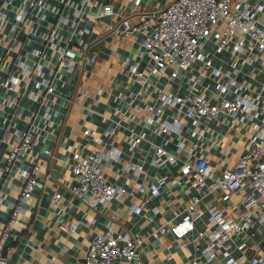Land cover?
<instances>
[{"label": "crops", "instance_id": "1", "mask_svg": "<svg viewBox=\"0 0 264 264\" xmlns=\"http://www.w3.org/2000/svg\"><path fill=\"white\" fill-rule=\"evenodd\" d=\"M38 1L0 0L4 10L0 15V238L5 233L1 255L6 264H84L93 238L108 229L114 235L141 239L135 258H116L114 264H190L193 259L200 264H226L228 257L242 254L246 258L241 264H248L250 257L264 255V223L258 230L234 234L211 259L204 255L208 239L201 233L214 227L208 207L214 204L224 214H233L243 207L241 197L250 190L199 191L192 174L181 169L185 162L201 157L213 166V175L232 168L247 148L253 124L264 118V64L254 62L258 68L252 76V65L246 63L234 76L249 83L258 100V115L241 121L226 117L224 123L222 114L208 122L201 116L190 118L184 116V106L178 110L161 105L159 93L184 96L194 77L198 93L210 98L216 81L229 76L201 75L199 60L182 76L149 74L143 32H122L123 21L137 23L146 14L154 24L170 0H71L69 4L42 0V17L36 13ZM107 5L109 11L104 10ZM54 7L60 8L59 15ZM18 8L27 11L23 21L16 19ZM79 41L87 45L75 57L73 68L60 65V50ZM204 50L215 65L229 68V52H215L212 41ZM137 72L149 84L138 79ZM43 78L52 91L38 85ZM149 107H161L162 119H176L172 130L159 132L158 115L149 120ZM33 125L37 130L30 146L9 160L17 134ZM86 129L93 133L86 134ZM132 134L143 138L133 142ZM159 145L175 159L158 155ZM96 149L105 155V178L124 190L107 204H92L87 195L83 199L71 191L73 153L86 157ZM23 169L32 171L41 186L31 190L29 201L20 204L17 220L10 223L11 206L25 183ZM56 193L60 203L53 207ZM195 198L201 213L192 229L178 238L170 227L187 214Z\"/></svg>", "mask_w": 264, "mask_h": 264}, {"label": "built area", "instance_id": "2", "mask_svg": "<svg viewBox=\"0 0 264 264\" xmlns=\"http://www.w3.org/2000/svg\"><path fill=\"white\" fill-rule=\"evenodd\" d=\"M63 1L65 4H69L71 0ZM37 4L36 13L42 17L44 2L39 0ZM31 5L35 4L31 3ZM104 10L109 11L110 6H105ZM54 13L59 15L60 8H54ZM79 13L80 9L76 14ZM0 15H4L1 10ZM26 15L27 11L24 8L17 9L16 19L18 21H23ZM151 21L152 17L149 14L141 17L137 23L125 20L122 31L126 34L132 31L143 32L142 44L144 52L149 56V65L146 67L149 74L165 75L168 78L182 76L183 72H186L196 60H199L202 63L199 71L201 75L229 76L227 80L216 81V89L210 98L198 93L194 87L196 80L193 77L192 87L184 96L161 91L159 93L161 105L178 106V110L184 106V116L190 118L201 116L207 122L217 118L220 114L224 115L220 120L223 123L226 121V117H230L234 121H241L245 117L253 118L258 115V100L256 96L251 95L249 83L239 81L234 76L246 63L249 65L254 62L264 64V0H170L159 12L154 24ZM55 29L54 24L53 30ZM209 41L213 42L215 52L227 51L230 53L227 70L215 65L213 60L205 54L204 48ZM86 45L82 41L75 45L68 42L59 52V64L73 68L75 57L82 49L86 48ZM24 66L26 67V65ZM257 68L252 65L250 69L252 76ZM131 69L135 70V68ZM136 75L144 84H149L142 72H137ZM14 79L12 77V80ZM39 84H44L48 91L53 89L46 78H43ZM149 110V120H155V115H158L156 120L159 132L172 130L176 119L171 122L160 118L161 107H149ZM253 129L254 131L248 137L246 150L232 168L213 175V166L203 157L198 158L195 162H185L182 165L181 169L184 173L192 174V183L199 191L211 192L218 188L227 192L238 188L250 190L241 197L243 207L237 209L233 214H224L214 204L208 207L210 221L214 227L207 228L201 233H205L208 239V244L204 249V255L208 259L214 257L216 251L220 252L223 243L229 241L234 234L258 230L260 224L264 223V160L262 159L264 118L260 124H253ZM36 130L37 127L33 125L17 134L16 142L8 154L9 160L27 150ZM85 133H93V131L86 129ZM132 136L133 142H139L143 138L141 134H132ZM180 148L181 144L178 149ZM156 153L158 155L166 154L164 160L173 161L175 159L174 155L167 153L161 145L156 147ZM104 156V153L98 149L86 157L81 156L78 152L73 153L72 173L75 182L71 186V191L83 199L87 195V201L92 204L96 202L107 204L124 191L123 188L111 184L105 178L102 165ZM125 168L129 169L130 166L127 165ZM138 169L136 167L135 172H138ZM21 172L25 183L18 201L11 206L10 223L17 220L21 210L20 204L29 201L31 190L35 186H41L32 171L23 169ZM152 191L156 193L157 187L153 186ZM60 197L58 193L53 196L51 202L53 207L59 205ZM187 210V214L170 227V230L178 238L192 229L194 219L201 213L197 207L196 198ZM73 228L74 225L70 224L69 229ZM4 236L5 233L0 238V264H6L5 258L1 255L4 249ZM140 245L139 237L129 234L114 235L112 230L108 229L93 238L90 248L84 256V264H114V260L120 257L130 261L137 256V249ZM224 254L228 255V252ZM245 258V254H242L239 258L228 257L225 262L226 264H241ZM200 262L199 259H193L190 264H200ZM248 264H264V255L250 257Z\"/></svg>", "mask_w": 264, "mask_h": 264}, {"label": "trees", "instance_id": "3", "mask_svg": "<svg viewBox=\"0 0 264 264\" xmlns=\"http://www.w3.org/2000/svg\"><path fill=\"white\" fill-rule=\"evenodd\" d=\"M8 6V5H7ZM54 8H56V7H54ZM54 8H53V12H54ZM4 11V10H3ZM55 14V13H54ZM56 15V14H55Z\"/></svg>", "mask_w": 264, "mask_h": 264}]
</instances>
